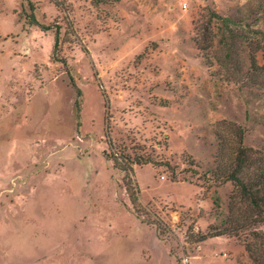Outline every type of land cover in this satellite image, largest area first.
<instances>
[{
	"label": "rangeland",
	"instance_id": "rangeland-1",
	"mask_svg": "<svg viewBox=\"0 0 264 264\" xmlns=\"http://www.w3.org/2000/svg\"><path fill=\"white\" fill-rule=\"evenodd\" d=\"M29 1L50 30L0 0V264H264V0Z\"/></svg>",
	"mask_w": 264,
	"mask_h": 264
},
{
	"label": "trees",
	"instance_id": "trees-1",
	"mask_svg": "<svg viewBox=\"0 0 264 264\" xmlns=\"http://www.w3.org/2000/svg\"><path fill=\"white\" fill-rule=\"evenodd\" d=\"M28 1V3H29V6H30V8H31V11H32V13H31V15H30V18H31V21H30V23L32 24V25H36V26H38L40 29H41V31H48V30H50V27H45V26H41V25H39L38 23H37V21H36V19H35V17H34V15H33V5L31 4V2L29 1V0H27ZM59 28H58V26L56 27V31H55V38H54V48L56 49V47H57V43H58V38H59ZM78 94L80 95V91H78ZM105 138L107 139V146H108V148L109 149H111V148H113V145H112V142H111V140L109 139V136H108V134H107V132H106V134H105ZM104 158L106 159V161H113V164L115 165V161L113 160V159H110L109 158V156H108V154L107 153H104ZM237 161H238V164H239V167L238 168H242L243 166H244V164H245V161H246V158H245V154H244V151H241V156L239 157V158H237ZM136 164H140V163H136ZM153 165H155V164H153ZM116 166V165H115ZM123 173H128V174H131L132 175V177H133V168H132V164H130V165H128V167L127 168H122V169H120ZM125 177V176H124ZM125 180H124V185H125V189H126V192H127V194L129 195V197H130V199H131V201H132V203H134V201H133V199L135 198V197H137V196H139V190H138V187H137V185H136V183L134 182V186L133 187H131V185L129 184V181L126 179V178H124ZM231 181H233V183H235V186H237V187H239L243 192H245V193H247V195H250L251 194V190H249L248 189V187L246 186V185H244L243 183H240V181H239V179H238V177H236L235 175L234 176H232V178L230 179ZM172 182H174V181H172ZM247 189H248V191H247ZM249 192V193H248ZM252 202V206L254 207L255 205H256V203L257 202H255V201H251ZM213 205L214 206H216V201L215 202H213ZM159 221V223H158V226H159V228H158V231H160V227H161V225L163 226V224H162V222L160 221V220H158ZM244 222V224H239L240 226H249V225H247V223H246V221L244 220L243 221ZM242 222V223H243ZM249 224V223H248ZM239 226V227H240ZM242 228V227H241ZM213 230L211 229V228H208V232H206L205 234H203V235H200V237L198 238V240H197V243H202V242H204V241H206L207 239H210V238H218V237H222V236H224L225 234L224 233H214V232H212ZM231 231L232 232H236V231H238V228L237 229H231ZM256 236H257V238L259 237V234H257V233H254ZM160 236L162 237V233H160ZM245 250H246V252L249 254V257L252 259V258H254L255 256H254V251L251 249V247L248 245V244H245Z\"/></svg>",
	"mask_w": 264,
	"mask_h": 264
},
{
	"label": "crops",
	"instance_id": "crops-1",
	"mask_svg": "<svg viewBox=\"0 0 264 264\" xmlns=\"http://www.w3.org/2000/svg\"><path fill=\"white\" fill-rule=\"evenodd\" d=\"M189 184H192V183H189ZM194 185V184H193ZM195 187H197L196 185H194ZM198 188V187H197ZM199 189V188H198Z\"/></svg>",
	"mask_w": 264,
	"mask_h": 264
}]
</instances>
